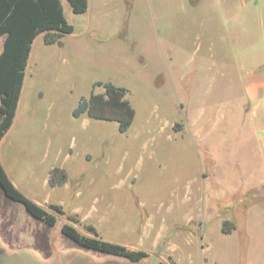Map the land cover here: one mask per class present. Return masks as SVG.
<instances>
[{"label":"rangeland","instance_id":"374dc122","mask_svg":"<svg viewBox=\"0 0 264 264\" xmlns=\"http://www.w3.org/2000/svg\"><path fill=\"white\" fill-rule=\"evenodd\" d=\"M61 4L74 33L61 47L35 41L4 149L30 199L150 255L136 264H264V129L240 120L251 107L221 39L220 0H91L84 15ZM96 81L128 91L125 133L72 117ZM56 166L68 180L49 189ZM2 193L0 264H130L77 248L65 218L48 227Z\"/></svg>","mask_w":264,"mask_h":264},{"label":"trees","instance_id":"16d2710c","mask_svg":"<svg viewBox=\"0 0 264 264\" xmlns=\"http://www.w3.org/2000/svg\"><path fill=\"white\" fill-rule=\"evenodd\" d=\"M74 14L84 15L88 11V0H64ZM74 33V27L67 23L61 0H0V143L14 125L18 105L22 95L25 71L30 58L34 39L42 36L44 45L63 46L62 40ZM101 88V92H95ZM128 91L110 82L96 81L91 86L90 95L79 98L71 115L78 119L86 116L90 120L115 122L117 131L125 133L132 125L135 111L127 98ZM67 171L53 167L48 172L47 183L51 188H59L67 183ZM0 189L4 196L23 209L34 220L48 227L56 224V216L68 223L61 226V234L84 251L99 255L118 257L130 264L149 259L143 250H129L119 243L104 240L92 225L77 229V220L62 206L49 204L46 208L36 204L14 186L0 161ZM234 231L231 221L225 220L221 226L223 234ZM157 264H165L159 261ZM173 264V263H171Z\"/></svg>","mask_w":264,"mask_h":264},{"label":"crops","instance_id":"0c3cea01","mask_svg":"<svg viewBox=\"0 0 264 264\" xmlns=\"http://www.w3.org/2000/svg\"><path fill=\"white\" fill-rule=\"evenodd\" d=\"M88 1L90 7L91 0ZM230 7L231 10L229 9ZM220 9L222 14L221 39L233 55L234 69L238 73V78L242 84L241 103L249 104L251 107L248 114L245 117H240V120L247 119L248 121L250 119L257 126L264 129V0H231L230 2L228 0H220ZM41 38L43 37L39 36L34 39L31 53L35 41ZM0 40L2 42V38ZM30 58L29 61H31ZM27 76L31 77L25 71L22 95L18 108L24 102V89L29 83L26 78ZM8 135L7 132L0 143V161L14 186L27 197L33 198L37 196V193L33 188L27 187L25 178H21L20 180L13 177L12 166L8 163L6 154L4 153ZM259 144L261 148H264V139ZM45 183L49 189H54L49 187L47 179ZM41 195L47 198L50 197V194Z\"/></svg>","mask_w":264,"mask_h":264}]
</instances>
